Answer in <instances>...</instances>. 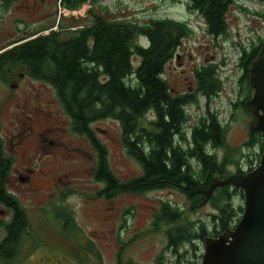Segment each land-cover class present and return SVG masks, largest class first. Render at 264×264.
I'll return each mask as SVG.
<instances>
[{
    "label": "trees",
    "instance_id": "trees-1",
    "mask_svg": "<svg viewBox=\"0 0 264 264\" xmlns=\"http://www.w3.org/2000/svg\"><path fill=\"white\" fill-rule=\"evenodd\" d=\"M184 1L187 8L200 17L207 35L217 39L228 34L226 17L236 0ZM60 5L67 11L90 5L86 21L81 25L75 23L74 26L79 27L74 31H66L61 24L58 31L28 39L8 50L5 61L10 65L11 62L21 64L27 76L53 87L71 132L86 137L96 156L94 180L106 186L98 195L112 198L119 194L173 190L195 203L205 198L191 193L206 190L214 178L228 177L232 172L229 167H234L236 174H244L241 161L248 155L227 143V125L217 122L208 113V106L203 111L206 114L198 117L199 123L187 132L185 129V123L190 120L185 108L195 104L198 96L207 103L220 93L218 65L211 63L193 70L195 90L192 93L172 94L163 78L165 66L175 57L183 41L193 34L188 23L149 19L137 24L114 19L108 7L99 5V0H60ZM35 33H28L24 39ZM257 41L251 43L250 49L239 53L237 85L244 91V98L233 105V110L244 107L252 95L249 69L260 53L261 37ZM132 58L139 60L136 66ZM148 114L151 118H147ZM105 120L119 124L126 155L141 168V174L129 183H120L112 174L107 148L91 128ZM255 145L261 155L264 147L261 135H248L244 146ZM221 148L225 153L218 157L215 152ZM11 165L10 158L2 154L0 140V205L11 212L7 224L0 222L4 230L0 241L3 261L18 257L29 229L25 208L4 185ZM248 170H252L251 163ZM235 197H240L244 203L240 190L230 186L214 189L206 201L215 213L211 216V232L203 224L198 229L193 227L194 223L177 224L182 213L168 201L153 216L152 231L167 229V246L172 255L176 253L181 257L178 252L183 244L207 236L217 238L234 228L244 205L233 206ZM71 217L67 214V228L78 229ZM62 221L65 226L64 219Z\"/></svg>",
    "mask_w": 264,
    "mask_h": 264
},
{
    "label": "rangeland",
    "instance_id": "rangeland-1",
    "mask_svg": "<svg viewBox=\"0 0 264 264\" xmlns=\"http://www.w3.org/2000/svg\"><path fill=\"white\" fill-rule=\"evenodd\" d=\"M24 4L25 6L31 4V10L36 7L34 6L36 3ZM99 5L108 7L112 12V18L131 23L143 24L149 19H170L188 23L193 34L183 41L175 57L165 66L163 78L166 79L174 95L185 93L192 88L194 92L193 70L211 63L220 65L223 61L224 64L218 74L222 81L220 93L207 103L202 97H199L195 104L187 106L185 110L190 118L188 123H195L198 116L203 114L204 107L208 106L211 112L217 113L223 125H227V143L231 147H239L243 151V155H248V158L241 161V166L245 168L246 165L248 166L250 163L252 165V162L259 160L261 155L257 146L249 148L244 146L247 143L252 116L245 105L233 110V104L244 98V91L241 92L237 85L240 72L235 63L238 61L240 49L247 47L246 44L251 39L256 42L259 37L264 38L263 2L260 0H236L229 8L226 17L228 34L217 39L206 34L202 20L187 8L184 0H99ZM89 8L90 5H84L77 10V15L68 11L65 15L64 11V16L61 17L65 30L74 31L79 27L78 25L74 26L75 23L81 25L83 21H86V13ZM49 10H53L56 19L58 0H52ZM24 18L27 19L31 30L37 27L32 25L34 19H30L33 18L31 16L27 17L26 10ZM54 24L53 19L48 27ZM45 33L46 31L43 32V35ZM9 38L10 36L3 37L0 40V45ZM132 62L136 66L139 60L132 58ZM15 67L21 68V66ZM21 83L37 85L38 82L23 80ZM48 89L49 98L55 103L52 109L57 110L64 123L67 124V156L64 157L67 162L65 163L54 156L42 157L36 163L37 167L25 165V167L36 169L34 174H29L21 169L23 162L18 154L20 149L18 148L17 153L13 154L16 162L11 170V181L7 189L26 207L29 229L26 236L23 237L18 257L13 261L0 259V264H55L57 259L67 261L65 264H96L97 250L102 255L103 264H114L112 258V251L116 249L113 240L114 232L120 231L122 240L127 241L137 232L147 230L151 226L152 215L158 213L161 201L170 202L182 213L177 224L194 223L193 227L197 229L202 226L201 224L209 227V217L211 219V216L215 214L210 204L208 205L205 200H202L196 206L198 208H194L195 205L192 206L183 194L173 190L153 191L137 196H121L115 202H109L104 198L96 200V194L101 185L95 183L90 172V168L95 162L94 152L89 142L84 146L82 144L84 141L71 132L69 120L58 103L53 87L50 86ZM30 103H35V100L30 98ZM39 106L46 108L43 104H39ZM147 118H151V114H148ZM0 126V133L3 136L4 131L10 130L13 124L3 123ZM91 128L99 141L106 146L109 167L118 181H127L141 174V168L126 155L121 142V129L117 122L105 120L93 124ZM29 140H36V131L31 132ZM4 148L9 152V149H12L11 143L4 141ZM215 153L218 157H222L225 151L221 148ZM46 159L47 161H45ZM228 169L232 171L230 175L235 173L234 167ZM64 173H67V192L70 191L64 204L67 206V211L72 212L71 215L78 228L75 230L67 228V233L60 232V227L54 217L47 218L42 210L45 209L46 214L53 210L55 200L51 201L50 199H55L58 191L62 189V187L56 189L57 185L53 179L59 177L65 183ZM19 175L23 178L29 175L30 180L22 184ZM232 202L233 206L244 204L240 197L233 198ZM129 207L134 208L133 214L122 219L121 213ZM4 221L8 222V218ZM120 226L129 227V229L125 231ZM166 230L161 228L140 237L139 234L143 232L137 234L136 237L139 238L129 244L125 258L132 257L139 264H154L153 256L157 251L160 252L167 243ZM3 237L4 231L0 228V240ZM198 246L202 251L203 243L199 241ZM169 249L167 247V250ZM189 249L188 245L179 248L183 259L192 258L189 251L183 252ZM165 256L169 263H173L174 257L169 251Z\"/></svg>",
    "mask_w": 264,
    "mask_h": 264
},
{
    "label": "flooded vegetation",
    "instance_id": "flooded-vegetation-1",
    "mask_svg": "<svg viewBox=\"0 0 264 264\" xmlns=\"http://www.w3.org/2000/svg\"><path fill=\"white\" fill-rule=\"evenodd\" d=\"M24 3H36V5H34L36 7L33 10H31L30 9L31 4H27L25 6ZM51 3L52 0H42V1L41 0H0V36H2L0 40L3 39V37L5 36H10L9 39H7L3 44L0 45V65H3L0 67V124L3 123H8V124L10 123V125L13 124L10 130L4 131L5 133L3 134V136L0 133V140H1L2 154L9 157L10 160L12 161L11 168L9 169L10 174L14 166V163L16 162L15 156L13 154L17 153L16 151L19 149L20 152L18 154L21 156V160L23 162L21 169L23 172L29 174H34L36 172L35 171L36 169L34 170L32 168L25 167V165L30 167L32 166L37 167L38 165H36V163H38L42 159V157L49 158L54 156L65 163L67 162V160L64 159V157L67 156V124L64 123V120L61 117L60 113L57 110L52 109V106L53 104L55 105V103L53 102V100H51V98H49L50 94L48 88L50 86L48 84H45L44 82H41L40 80L32 79L29 76H27L23 72L24 70L21 64L11 62L10 65V64H6L5 61L6 59L5 53L8 50L27 41L28 39H32L39 36L40 34H43V31H38V30L40 28L48 27L49 24L53 21V19L55 21L53 10L51 11L49 10ZM25 10L27 17L31 16L33 18L30 19H34L32 25L37 26L33 28V30L29 28V25L27 24L28 23L27 19L24 18ZM62 21L63 20H61L60 23H62ZM52 29L54 31L58 30L57 28H55V26L52 27L51 30ZM30 32H36V33L33 36L24 39V37L27 36V34ZM252 42H254L253 39H251L248 42V44H246L247 47L245 50L250 49ZM15 66H21L22 69L20 67H15ZM23 80H27L30 82H38V83L37 85H33V83L22 84L21 81ZM192 92H193L192 90H188L185 93H192ZM182 94H177V95H182ZM30 98L35 100V103L31 104ZM39 104L45 105L46 108H41ZM189 121L185 123L186 132L191 130L193 126H196L199 123V119H197V121L193 124H189L188 123ZM33 131H36V140L31 141L29 140V138L31 132ZM75 136H77L80 140L82 139L84 141V143L82 142L84 146L87 144V142H89L88 139L84 136H79L76 134ZM4 141L11 143L12 149H9V152H7L4 148ZM69 149H72V147H69ZM45 161H47V159ZM94 161L95 162L93 164V167L90 168V172L93 179L96 169L95 154H94ZM256 162H254L253 164H255ZM241 168L244 171V174L250 172L248 170L247 165L245 166V168H243V166H241ZM18 173L20 172L18 171ZM10 174L5 179L4 185L6 187V190L13 195V193L7 189L8 184H10L11 181ZM63 177L66 178L65 183H63L61 178L59 177L53 179L54 183L57 185L56 189L62 187V189L59 190L58 194L55 196V199H50L51 201L55 200L56 202V203L54 202L53 210H51V212H49L48 214H46L45 209L42 210H43V214L47 215V218H51L52 216L54 217L56 223L60 227V232L63 231L67 233V214H69V216H71V214L69 213L70 211H67V206L64 203L67 200V194L70 193V191L67 192V173H64ZM19 179L22 181V184H25L28 180H30L29 175H26L24 178L19 175ZM133 180H135V178H132L127 181H119V182L129 183L130 181ZM95 183L101 185L100 189H98L97 191L96 200L104 198L109 202H115V200L121 196L134 195V194H121V195L119 194L113 196L112 198H107L104 195H98L106 187L105 183L97 182V181H95ZM13 196L16 198L19 204L26 210V207L20 203L19 199L15 195ZM201 201L202 200L195 203L191 201L189 202L192 206L195 205L194 207H196L198 204L201 203ZM164 202L167 201H161L159 208ZM206 204L209 205V201L206 202ZM172 206L174 207V205ZM133 210L134 208L132 207H129L128 209L124 210L123 213H121L122 214L121 218L125 219L127 215H132ZM156 214L157 213H154L152 215V219L150 220L151 226L147 230L145 229L137 232L133 236L129 237L127 241L122 240V235L120 234V231L114 232L113 240H114V244L116 245V249H113L112 251V258L114 264H139V262L137 260H134L132 257L125 258L126 250L131 242L138 239L140 236H146L147 234L151 233L153 216ZM7 218L9 222L11 219V212L7 210L4 206L0 205V222L7 224L8 222L4 221V219ZM71 218L73 219V217ZM62 219H64L65 221V226H62L63 225ZM211 219L209 217L210 225L209 227H207V230L209 232H211L213 228L212 227L213 223ZM238 222L234 223V225L236 226ZM120 228H122L125 231L129 229V227H125V226L124 227L120 226ZM141 232L143 233L139 234ZM137 234H139V237H136ZM206 238H213V237L207 236L204 237L202 240L197 239L194 242L183 244V245H188V247H190L189 250H185L183 252L189 251L190 254H192V258L187 259L186 257L183 259V255L179 257V255L175 253V255H173L174 257L173 263H169L166 259L167 257L165 256V254L168 251L171 254V251L167 250L168 246L167 243H165L164 248L160 252L157 251V253L153 256V263L154 264H196L197 261H195L194 258H196V254H198L199 256L203 255L204 240ZM199 241L200 243H203L202 251L199 249L198 246ZM95 257L97 259L96 264H103L102 255L99 250H97ZM55 264H60V263L55 262Z\"/></svg>",
    "mask_w": 264,
    "mask_h": 264
},
{
    "label": "water",
    "instance_id": "water-1",
    "mask_svg": "<svg viewBox=\"0 0 264 264\" xmlns=\"http://www.w3.org/2000/svg\"><path fill=\"white\" fill-rule=\"evenodd\" d=\"M249 87L252 95L245 103L252 116L249 134H260L264 141V38L260 53L249 69ZM262 150L259 164L252 171L232 174L223 180L214 178L206 190L191 193H199L207 201L215 188L230 186L242 191L244 199L243 213L235 228L204 240L200 264H264V147Z\"/></svg>",
    "mask_w": 264,
    "mask_h": 264
},
{
    "label": "built area",
    "instance_id": "built-area-1",
    "mask_svg": "<svg viewBox=\"0 0 264 264\" xmlns=\"http://www.w3.org/2000/svg\"><path fill=\"white\" fill-rule=\"evenodd\" d=\"M64 11H65V15H67V10L64 9L61 5H60V0L58 1V15L56 16L57 19V23L60 22V20L62 19L61 16H64ZM69 13H72L74 15H77V11H68ZM229 62V61H226ZM237 65V62H235ZM205 101V100H204Z\"/></svg>",
    "mask_w": 264,
    "mask_h": 264
}]
</instances>
